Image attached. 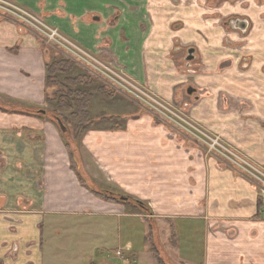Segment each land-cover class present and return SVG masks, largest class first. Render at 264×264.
Listing matches in <instances>:
<instances>
[{
    "label": "crops",
    "instance_id": "crops-1",
    "mask_svg": "<svg viewBox=\"0 0 264 264\" xmlns=\"http://www.w3.org/2000/svg\"><path fill=\"white\" fill-rule=\"evenodd\" d=\"M14 1L65 33L72 18L82 14L87 18L84 46L167 102L178 101L180 92L192 86L195 103L203 105L211 97L205 92L202 100L200 92L217 89L212 83L222 79V89L231 97L264 109V0ZM110 12L116 14L112 27ZM234 21L239 27L230 25ZM189 47L195 50L190 71L183 64ZM227 61L232 64L222 66ZM46 62L30 31L0 16V106L40 114L0 111V152L20 151L26 168L41 170L37 180L10 171L0 179V264H49L42 230L49 216L99 217L116 223L136 218L125 205L84 188L71 169L59 128L47 113H39L48 105ZM254 85L263 92L261 97ZM117 105V122L106 126L108 122L96 121L75 146L80 174L82 170L97 186L144 201L150 219L162 228L166 225L169 233L184 236L186 230L191 236L201 229V264H264V220L249 182L217 169L199 147L151 115L131 113L121 98ZM232 117L225 114L222 135L264 163V150L247 147L239 121ZM252 117H246L247 124L255 122ZM68 121L74 130L76 121L70 116ZM177 221L183 225L174 227Z\"/></svg>",
    "mask_w": 264,
    "mask_h": 264
},
{
    "label": "rangeland",
    "instance_id": "rangeland-1",
    "mask_svg": "<svg viewBox=\"0 0 264 264\" xmlns=\"http://www.w3.org/2000/svg\"><path fill=\"white\" fill-rule=\"evenodd\" d=\"M10 1L16 4V1ZM87 4L88 2L86 3V6L89 7L92 5ZM20 7L27 9L32 15L40 18L41 21L46 25L56 29L65 40L72 44L67 45L69 49H71L70 51L64 48H58L48 44L46 39L41 34L40 36H37L32 33L35 36L38 45L43 50L47 61L61 57L74 65L75 68L67 77L73 78L78 75H83L92 79L91 87L88 89L81 88L93 94V99L91 101L89 110L92 118L97 119L101 115H105L106 117H117V101L120 98L123 99V101H126V105H128V109H130L131 113H145L151 115L153 118H155L156 123L164 125L168 129L179 133V138L183 139L189 145L199 147L203 152L205 159L215 163L217 169L228 170L235 176L247 180L254 191V195L257 198V203L259 205L258 210L260 211L262 209L264 205V194L262 196L261 192L259 191L260 185L259 181L255 178L258 177L256 172L240 162L231 163L227 161L226 157L223 155L224 152L217 146V151H210L209 148L212 142H217L220 146L233 151L250 166H253L264 173V163H259L242 153L240 150H238L236 145L230 143V141L222 135V130H220L224 123L225 114H230L233 116V120L236 119L239 121L240 127L242 128L240 130L242 140L247 141V147L264 150L263 108L260 109V106L249 102V100L240 101L237 98L231 97L229 93L222 89L223 83L221 79L218 83H212L217 86V89H209L200 92L198 97H200L202 100L203 98H206L205 96H207L205 95V92L208 93V96L211 97V99L199 106L197 103H195L196 91L192 86H190L194 90L192 95H188L187 90H182L179 94L180 99L174 103L167 102L156 93L149 90L157 102L165 105L166 107L168 106L167 108H169L170 111H172L175 116L180 119H176L174 116H170V118L163 117L157 112L149 111V109L141 100L135 98L124 90H113L112 88L109 89V87H105L104 83H109L112 85V82H110L109 79L102 74L100 76L97 75L94 70L83 61V57L86 58V56H91L98 62L110 67L109 69L115 71L122 77H124L125 74L130 78L125 69L113 65L109 59H105L104 55H98L84 46L83 21L85 22L87 19L85 16L81 14L73 17L72 24L67 26L68 33H65L64 29H60L49 23L46 17L40 14L38 15L24 6ZM86 15L88 16V11L86 12ZM109 16L112 18L116 16V14H114V12H110ZM114 21H116V19L111 20V22L109 21L111 24L110 27L113 26ZM74 53L81 56V59L76 58ZM89 70L93 74H91ZM108 74L113 76L111 73ZM65 78L66 76H59L58 84L49 88V98H53L57 91L60 93V91L62 92L67 90L66 86L64 85ZM251 82L255 83L256 81L253 79ZM252 83L251 85L254 84ZM253 87V90L257 92L255 95L261 97L263 92H261L257 85H254ZM99 88L105 89V96L112 95V97L110 99L103 98L98 93ZM54 110H56L55 106L50 103L43 111H45V113L46 111L49 113L48 111ZM60 114L67 119V124L65 126L67 128L66 133L69 135L73 130L72 122L68 121L70 112L60 111ZM247 116H253L252 118L255 119V122H250L247 124ZM118 120L119 119H115L113 121L105 120L101 122H108V124L105 125L109 126ZM255 124L256 127L254 128H256L257 131L251 129L253 126H255ZM257 126H260V128ZM247 127L249 128L247 129ZM13 136L15 135L8 137L10 142L12 141L11 138ZM61 139L65 143L62 137ZM68 139L69 141H72L71 135L70 137L68 136ZM74 146L75 144L72 145V147ZM19 147V144H15V146H13V148H16L17 150ZM75 158L76 160L79 159L77 152H75ZM23 161L24 159L22 158L20 151L13 152L11 154L0 152V179L10 171L13 172V175H16V177L37 180V178L40 177L41 170L33 168L28 169L22 164ZM78 163H80L79 160ZM8 164L10 165V169L7 167ZM81 172H83L82 176L88 181L89 184H91L92 181L90 180L89 175H87L82 170ZM101 188L105 187L102 186ZM117 199H119V197H117ZM139 204L132 201L131 203L125 205L127 210L136 215V218L122 220L121 223H116L115 221L114 223L111 220L102 219L99 217L71 218L69 216H49L45 218L42 230L44 249L45 253L47 254L46 258L48 263L157 264L156 260L151 254L150 247L146 242L148 238L152 237L153 246L158 250L165 264H201L203 249V232L201 233V229H197V233L191 236H188L186 230L184 232V236L180 233H169L168 230L170 231L171 229L167 228L166 225L162 228V224L158 225L157 222L150 219V208L147 203L144 201H139ZM262 220H264V217H262ZM178 225H183V222L177 221L174 223V227H178ZM101 228H104L106 233L101 234ZM185 229H187L186 225ZM176 243L179 244V248L181 247L179 250L175 249ZM118 252L120 253L119 255H117Z\"/></svg>",
    "mask_w": 264,
    "mask_h": 264
},
{
    "label": "trees",
    "instance_id": "trees-1",
    "mask_svg": "<svg viewBox=\"0 0 264 264\" xmlns=\"http://www.w3.org/2000/svg\"><path fill=\"white\" fill-rule=\"evenodd\" d=\"M74 65L69 63V61L63 59V58H56L51 61H47L45 63V85L47 90H49L50 87L58 84V78L59 76H66L64 79V85L66 86V91H60V93L57 91L54 94L53 98H49L48 94L46 97L48 105L52 103L56 110L54 111H48L49 113H46L49 115V120L56 125L55 118H59L64 125L67 124L66 117H63V115L60 114V111H66L70 112V117L72 120L76 121V125L74 130L71 134L62 133L59 131L60 136L65 141V147L67 148V153L70 160V166L71 169L75 172L80 184L89 190L92 194H94L96 197L103 199L105 201L110 202H116L121 203L123 205H127L129 203L137 202L139 204L138 200L133 199L132 197H129L127 195H124L122 193H119L115 190L109 189V188H101L97 186L94 183L89 184L88 181L79 173L76 158H75V146H77L80 138L89 130L91 129L95 122L98 121H113L115 119H118V117H106L105 115L99 116L97 119L92 118L89 110L91 106V100H92V94L86 90H83L81 88L88 89L92 86V79L87 78L83 75H78L76 77H67L74 69ZM105 89H98V93L106 99H110L112 95L105 96ZM57 97V98H56ZM0 111L4 113H16V114H25V115H32V114H38L37 112H30V111H23V110H14L13 108H5L3 106H0ZM57 126V125H56ZM72 137V141L68 139V136ZM72 147V145H74ZM127 197V202H121L117 197ZM140 205V204H139ZM150 237V235H149ZM147 245L150 247V251L154 259L156 260L157 264H165L163 258L161 257L158 250L153 246L152 237L147 239Z\"/></svg>",
    "mask_w": 264,
    "mask_h": 264
},
{
    "label": "built area",
    "instance_id": "built-area-1",
    "mask_svg": "<svg viewBox=\"0 0 264 264\" xmlns=\"http://www.w3.org/2000/svg\"><path fill=\"white\" fill-rule=\"evenodd\" d=\"M0 16L12 20L15 22L21 29H25L27 31H30L31 33H34L37 36H40V34L46 39V42L48 44H51L53 46H56L58 48H64L66 50H71L67 45H72L70 42L64 39L63 36L59 34V32L46 25L44 22L41 21L40 18L35 17L32 15L27 9L20 7L19 5L15 4L14 2L10 0H0ZM75 47V46H74ZM74 56L78 59H81V56L74 53ZM73 60V59H72ZM83 61L90 66L94 72L97 75H104L106 76L110 82H112V85H109L104 83L105 87H109V89L118 90L122 89L125 92L131 94L135 98H138L141 100L144 105L149 109V111L157 112L158 114L162 115L163 117L170 118V116H174L176 119H180L175 116V114L170 111L169 108H167L165 105H162L161 103L157 102L154 98L151 92L148 88L143 87L139 85L138 83L134 82L133 79L129 78L124 74V77L117 74L115 71L109 69L110 67L106 66L103 63L98 62L91 56L83 57ZM105 70V71H104ZM90 71V70H89ZM91 74H93L90 71ZM108 73H111L113 76L109 75ZM95 74V75H96ZM96 75V76H97ZM168 105V104H167ZM174 121V120H173ZM216 146L224 152V156L226 157L227 161L231 163H237L240 162L244 164L245 166L250 167L252 170L256 172L258 177H255L256 180L259 181V191L261 192V195L264 194V173L262 171H259L253 166H250L246 161H244L242 158L237 156L233 151L220 146L217 142H212L210 145L209 150L210 151H217ZM220 153V152H219ZM261 214L264 217V205L261 209ZM120 253L118 252L117 255Z\"/></svg>",
    "mask_w": 264,
    "mask_h": 264
},
{
    "label": "water",
    "instance_id": "water-1",
    "mask_svg": "<svg viewBox=\"0 0 264 264\" xmlns=\"http://www.w3.org/2000/svg\"><path fill=\"white\" fill-rule=\"evenodd\" d=\"M239 22V21H238ZM238 22H236V24H238V25H240V23H238ZM242 23V22H241ZM195 52V50L194 49H189L188 50V57H187V62H190V61H192L193 60V53ZM194 92V90L193 89H191V88H189L188 89V94H192ZM39 113H41V114H46L45 113V111H39ZM55 123L57 124V126H58V128H59V130L62 132V133H66L67 132V128H66V126L62 123V121L59 119V118H55ZM119 200L120 201H123V202H127L128 201V198L127 197H123V196H120L119 197Z\"/></svg>",
    "mask_w": 264,
    "mask_h": 264
},
{
    "label": "flooded vegetation",
    "instance_id": "flooded-vegetation-1",
    "mask_svg": "<svg viewBox=\"0 0 264 264\" xmlns=\"http://www.w3.org/2000/svg\"><path fill=\"white\" fill-rule=\"evenodd\" d=\"M230 25L232 26V27H239V25L238 24H236V22L234 21V22H230ZM189 49H193V48H191V47H189V48H186L185 49V52H184V56H183V64H184V66H185V68H186V70H188V71H190L191 69V63H192V61H190V62H187V57H188V50ZM194 54H195V52L193 53V58H194ZM232 62V61H231ZM230 61H227L226 63H224L222 66H229L230 64H232ZM242 65H244V66H246V63L243 61V64ZM189 88H191V87H188V89ZM188 89H187V94H188ZM192 89V88H191ZM194 93V92H193ZM188 95H190V94H188ZM192 95V94H191Z\"/></svg>",
    "mask_w": 264,
    "mask_h": 264
}]
</instances>
